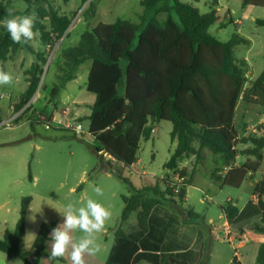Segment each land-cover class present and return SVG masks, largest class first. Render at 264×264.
<instances>
[{"label": "trees", "instance_id": "1", "mask_svg": "<svg viewBox=\"0 0 264 264\" xmlns=\"http://www.w3.org/2000/svg\"><path fill=\"white\" fill-rule=\"evenodd\" d=\"M22 1L27 5V13L34 10L38 13L34 30L41 44L54 47L66 34L72 18L59 12L53 0ZM161 1L141 0L143 14L140 23L118 19L111 24L99 23L85 31L76 46L62 51L59 70L65 73L60 78L72 81L76 78L74 71L91 61L86 90L95 95L96 100L88 116L89 134L116 163L131 168L138 161L141 140L151 136L150 121H167L173 126L171 139H177L178 144L164 168L188 177V170L179 169V164L191 156L200 161L204 149L208 148L214 155H222L225 163L222 171L227 169L223 175L218 174V170L213 172V181L220 187L240 188L261 169L264 122L257 126L256 132L241 138L235 125L237 108L243 101L262 108L264 116V68L248 82V62L245 58H238L235 50L242 44L250 45V40L237 32H233L227 41L212 35L210 28L220 20L216 8L202 13L194 3L172 0V6H160ZM212 2L216 3L215 0ZM242 6L264 8V0H243ZM7 13L0 3V20L7 18ZM163 13L166 19L161 21L158 17ZM46 19L49 20L48 26L44 23ZM256 23L264 26V20L257 19ZM220 26L227 27L225 24ZM23 48L34 52L30 43H14L1 25L0 67L5 68L4 63L9 57ZM34 54L36 60L26 72L29 85L20 96L16 106L18 111L29 104L38 90L48 60V52ZM58 92L59 85H55L53 96ZM239 145L245 148L238 151ZM239 156L246 157V160L237 166ZM193 173L180 185L178 193L169 187L171 181L168 178H159L155 185L133 187L132 195L122 196L124 207L116 237L134 241L123 229L132 214L137 217V234L140 235L149 231V218L156 206L172 203L183 208ZM253 195L256 201H247L242 209L230 202L220 205V209L230 225L251 218L259 220L252 227H241V233L252 230L264 234V177L257 183ZM31 202V197L22 199L20 218L15 230H7L0 239V252L18 257L25 264H38L47 255L49 235L57 221L41 223L33 244L35 259L33 262L28 260L29 253L21 244ZM186 216L190 221L204 220L194 212H188ZM120 252L117 245L110 254L111 263L124 260V254ZM139 259H145V256L141 255ZM256 262L264 264V242L258 247ZM170 264L187 263L172 261ZM231 264L243 263L234 257Z\"/></svg>", "mask_w": 264, "mask_h": 264}, {"label": "rangeland", "instance_id": "2", "mask_svg": "<svg viewBox=\"0 0 264 264\" xmlns=\"http://www.w3.org/2000/svg\"><path fill=\"white\" fill-rule=\"evenodd\" d=\"M180 1L194 3L202 13L210 12L209 5L214 4L212 0ZM53 2L59 12L72 18V22L66 35L52 48L43 46L39 35L30 42L36 54L40 52L49 54L38 90L29 104L20 111L16 106L19 104L20 96L28 88L29 76L26 72L35 62L36 56L34 52L23 48L13 53L4 63L5 71L10 72L14 79L10 85L0 87V239L4 237L7 230H15L20 218L22 199L31 197L32 202L26 216V233L21 245L29 253L28 260L33 262L35 259L33 244L41 223L45 220L57 221V225L63 222V217L54 208L62 210L69 202L82 206L88 198H92L111 211V218L103 231L97 234L99 253L86 257V264H114L110 262L109 257L113 248L122 242L116 237L124 207L122 196L132 195L133 187L136 189L155 185L156 181L151 182V179L141 174L143 171L153 175L154 180L163 175V178L171 181L176 175L164 168L175 147L174 139H171L173 126L167 121L158 123L150 121L151 136L147 140H141L138 164L131 168L116 163L100 148L95 138L89 134L88 116L91 108L80 104L89 97L86 87L91 61L82 64L74 71L76 78L66 82L60 78L65 73L59 70L62 66L61 54L66 48L76 46L80 36L99 23L111 24L118 19L140 23V16L143 14L141 0H71L67 3L63 0H53ZM242 2L243 0H229V9L221 12L220 21L212 25L210 33L227 41L233 32L239 30L243 36L252 41V47L242 44L235 50L238 58H247L246 75L248 82H251L261 74L264 68V26H258L256 23L257 19L264 20V8L243 7ZM0 3L7 10L11 9L15 15L32 13H27V5L22 0H0ZM164 4L172 6L173 1L162 0L160 6ZM172 14L175 17L173 10ZM158 19L164 21L166 14H161ZM4 20H0V26L3 25ZM48 21V19L44 21L47 26ZM220 23L227 27L222 28ZM136 43L137 38L134 45ZM55 85H59V92L53 96ZM66 108H69L74 116L77 115L82 119L78 122L86 132L84 136L76 135L69 129L56 127L48 129L44 124L46 121H42V118L50 120L53 116L62 122L68 121L69 118L61 115V111ZM263 120L262 108L243 101L239 103L235 125L241 138L256 132L257 126L263 123ZM244 148L239 145L237 149L241 151ZM245 160L246 157L239 156L237 163L243 164ZM224 164L222 155H214L208 148L204 149L202 159L196 161L188 204L184 205L186 209L205 216V223L200 221L199 224L208 234H210V226H221L225 223L220 205L224 206L230 202L242 207L255 193L257 183L264 177L263 159L261 169L250 181L246 180L240 188L220 187L213 181L211 175L216 170L220 171L218 174L223 175ZM191 167L188 164V168L191 169ZM251 182H253L252 185ZM95 187L102 188V196L95 194L93 190ZM150 195L152 196L153 193L151 192ZM254 197L256 201V196ZM153 218H178V215L170 213L165 215L164 210L159 208L155 211ZM135 223H137V217L132 214L126 225H123V229L137 230ZM249 223L251 222L247 221L242 224L246 226ZM158 228L156 224L155 229ZM30 233H34L35 236ZM81 235L82 233L79 232L74 233L76 238ZM259 235L264 236L261 233ZM207 244L210 247L206 253L209 251L212 253V264H228L237 254H242V251L237 248V242L234 241L229 245L226 240L223 241L221 234L219 243L215 242L211 246L209 236ZM49 255L48 241L47 255L42 257L38 264H70L67 257L63 260H53L49 258ZM244 258L246 264H257L256 258L254 263H251V259L248 258V260L246 255ZM0 264H25V262L18 257L0 252Z\"/></svg>", "mask_w": 264, "mask_h": 264}, {"label": "crops", "instance_id": "3", "mask_svg": "<svg viewBox=\"0 0 264 264\" xmlns=\"http://www.w3.org/2000/svg\"><path fill=\"white\" fill-rule=\"evenodd\" d=\"M195 1L198 2L199 0H195ZM217 2L214 5H211L212 4L211 3L209 7L216 8L218 15L220 16L222 11H224L225 9L227 10L229 9L228 8L229 0L226 1L219 0ZM237 33L242 35L239 30L237 31ZM250 46L252 47L251 40H250ZM245 59L247 60L246 57ZM95 100H96L95 95L89 94L87 100L80 104H85L91 108ZM174 142H175L174 143L175 147L173 151L177 147L178 144L177 139H174ZM137 164L138 163H135L133 166ZM188 164L192 166L191 169L188 168ZM236 165L240 166L241 164L237 163ZM179 167H180L179 169L186 168L189 172L188 178H190L192 175V171H195L196 168L195 156H191L190 158L185 159L184 162H181L179 164ZM226 170H224L223 172H225ZM194 173H193V177H194ZM141 174L146 178H148L149 180L151 179V182L156 181L154 180L155 178L153 177V175H151L150 173L143 171ZM161 177L163 178V175ZM193 177H192V182H193ZM250 184L252 185L253 182H251ZM191 186L187 189V197L184 205L188 204L189 189L191 188ZM249 200H254L255 202L254 195H251L247 201ZM184 205L183 208L172 203L164 206L162 205L156 206L150 215L149 231L147 233L144 234L142 233L138 235L137 234L138 229L134 231L124 230L126 234L128 235L131 234L130 239H134V241L132 242V241L122 240V244H118V247H120V251H122L120 252V254L122 255L124 254L123 256L124 260L123 261L119 260L116 262H118V264H170L172 261H179L181 263L186 262L187 264H212V253L210 251L206 253V250L208 249V247H210V245L208 246L207 241L210 236L211 246H213L214 245L213 243L215 242L219 243L220 234H221V236H223V241L226 240L229 243V245L234 241L238 243L237 248L242 251V254L240 255L237 254L236 256L239 261H241L243 264H246V260H244L245 259L244 255H246V258L247 259L250 258L251 259L250 262L254 263V258H257L258 247L262 242H264V236L259 235V233L253 232L252 230H247L245 233H241L240 228L241 227L249 228L254 226L255 224H258L259 220L257 218H251L249 220L244 221V222L247 221L251 222L246 226L242 224L243 222L230 225V223L227 221L224 215L223 217L225 223H223L221 226H214V227L210 226V230H209L210 234H208L207 232L201 229L202 227L199 224L200 221H190L187 218L186 216L187 213L194 211L186 209ZM244 205L239 208L242 209ZM159 208L164 210L165 215H168V213L174 215L176 214L178 215V218H153L155 211ZM201 216L204 218L203 222L205 223V216L204 215ZM156 224H158L161 230L159 228L155 229ZM135 225H137V223H135ZM237 231L238 233H236ZM133 237H137V238H133ZM136 249L137 251L133 252ZM141 255H144L145 259L140 260L139 256ZM249 255L251 257H248ZM232 260H230L228 264H231Z\"/></svg>", "mask_w": 264, "mask_h": 264}, {"label": "clouds", "instance_id": "4", "mask_svg": "<svg viewBox=\"0 0 264 264\" xmlns=\"http://www.w3.org/2000/svg\"><path fill=\"white\" fill-rule=\"evenodd\" d=\"M7 15L9 18L2 23L14 43L27 45L37 37L38 33L34 29L38 13L35 10L31 14L15 15L9 9ZM13 79L10 72L0 67V87L10 85ZM93 190L97 196L103 195L102 188L95 187ZM54 209L63 217V222L50 232L49 258L55 260L67 257L70 264H86V257L95 256L100 251L97 234L103 231L111 218V211L92 198H88L82 206L69 202L62 210ZM76 232L82 235L76 238ZM30 234L35 236L34 233Z\"/></svg>", "mask_w": 264, "mask_h": 264}, {"label": "built area", "instance_id": "5", "mask_svg": "<svg viewBox=\"0 0 264 264\" xmlns=\"http://www.w3.org/2000/svg\"><path fill=\"white\" fill-rule=\"evenodd\" d=\"M61 115L65 118H69V120L66 122H62L60 120H57L56 117L54 116L50 120H45L42 117L41 118L42 121L44 122L46 121L44 124H46V127L48 129L51 127L64 128L73 131L76 135L84 136L86 134L83 126L78 122L79 117L77 115L74 116V114L69 108L63 109L61 111ZM187 180H188L187 176L176 174L175 177L171 180L172 183L171 182L169 183V187L173 188L175 193H178L180 190V185L185 183Z\"/></svg>", "mask_w": 264, "mask_h": 264}, {"label": "water", "instance_id": "6", "mask_svg": "<svg viewBox=\"0 0 264 264\" xmlns=\"http://www.w3.org/2000/svg\"><path fill=\"white\" fill-rule=\"evenodd\" d=\"M66 33H67V32H66ZM65 35H66V34H65ZM65 35H64V36H65ZM64 36H63V37H64ZM63 37H62V38H63Z\"/></svg>", "mask_w": 264, "mask_h": 264}]
</instances>
